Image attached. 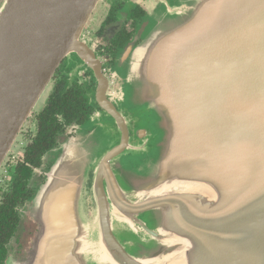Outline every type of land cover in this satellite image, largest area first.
Masks as SVG:
<instances>
[{
    "label": "water",
    "instance_id": "obj_1",
    "mask_svg": "<svg viewBox=\"0 0 264 264\" xmlns=\"http://www.w3.org/2000/svg\"><path fill=\"white\" fill-rule=\"evenodd\" d=\"M98 1L0 0V169L71 53L97 68L121 134L103 154L91 122L64 143L31 205L33 248L11 264H98L83 250L91 169L89 239L113 264H264V0H177L122 49L125 90L155 117L144 175L120 161L125 120L80 38Z\"/></svg>",
    "mask_w": 264,
    "mask_h": 264
},
{
    "label": "flooded vegetation",
    "instance_id": "obj_2",
    "mask_svg": "<svg viewBox=\"0 0 264 264\" xmlns=\"http://www.w3.org/2000/svg\"><path fill=\"white\" fill-rule=\"evenodd\" d=\"M176 1L99 0L80 37L96 65H100L106 83V99L125 120L130 148L125 149L120 158H125L126 166L136 173L146 174L152 168L149 153L138 147L144 143V131L155 120L153 112L130 98L125 90V74L118 59L123 48L137 45L145 38L153 26L148 24L151 14L156 11L154 15L160 16L167 5ZM49 83L50 90L32 110L2 163L0 264L29 257L38 233V224L30 214L31 205L64 143L76 137L90 122L97 128L95 148L101 154L111 142L119 141L121 135L118 125L97 101L101 83L95 66L71 53L62 60ZM17 143L19 146H15ZM92 185L93 169L88 183L90 192Z\"/></svg>",
    "mask_w": 264,
    "mask_h": 264
},
{
    "label": "rangeland",
    "instance_id": "obj_3",
    "mask_svg": "<svg viewBox=\"0 0 264 264\" xmlns=\"http://www.w3.org/2000/svg\"><path fill=\"white\" fill-rule=\"evenodd\" d=\"M156 13H158V12H156L155 11V13L154 14H156ZM151 17H153V16H150L149 17V22H151L153 19L151 18ZM124 74H125V72H124ZM50 88H51V83H49V85H48V87H47V89L45 90V92L43 93V96H46V94L48 93V91L50 90ZM43 96H41V97H43ZM44 98V97H43ZM40 101H41V98L37 101V103H36V105H35V107L40 103ZM34 107V108H35ZM33 108V109H34ZM155 117H154V114H153V120H155L154 119ZM108 119V118H107ZM29 124H30V128H32V122H29ZM89 124V123H88ZM153 124V123H152ZM27 127V126H26ZM94 127V126H93ZM27 130L29 129L28 127L26 128ZM96 131H97V128H96ZM20 141H22L21 139H20ZM23 142V141H22ZM116 141H114L113 143L111 142V146H112V144H114ZM19 144L20 143H17V145H15V146H19ZM105 147V146H104ZM16 150V149H15ZM95 152H100V150H97V149H95ZM146 152H148L149 153V155H150V157L152 158L153 156L151 155V153H150V151L149 150H147ZM123 154H125V153H123ZM7 158V157H6ZM120 161L123 163V165H124V167H127L126 166V164H127V161H125V158H120ZM128 168V167H127ZM1 169H2V166H1ZM1 169H0V174H1ZM152 169V168H151ZM151 169H149V171L151 170ZM92 170V169H91ZM91 170L89 171V175H88V177H87V181H86V183H85V186H84V193H83V198H82V213H83V216H84V218H85V220L87 219V220H89V221H91L92 220V218H93V221L90 223H87V225H88V228H89V230H90V232H94V218H95V216H93V214H94V204H95V202H94V199H93V195H92V192H90V190H89V186H88V183H89V180H90V172H91ZM131 170H133V169H131ZM133 171H135V170H133ZM148 171V172H149ZM136 172V171H135ZM147 172V173H148ZM146 173V174H147ZM139 175H144V173H138ZM92 260V259H91ZM92 261H94L95 263H96V261L95 260H92ZM108 264H110V263H108Z\"/></svg>",
    "mask_w": 264,
    "mask_h": 264
},
{
    "label": "bare ground",
    "instance_id": "obj_4",
    "mask_svg": "<svg viewBox=\"0 0 264 264\" xmlns=\"http://www.w3.org/2000/svg\"><path fill=\"white\" fill-rule=\"evenodd\" d=\"M87 232L85 233V238L83 241V250L87 254L90 255L92 260H95L96 263L103 264V263H110L113 264L112 260L109 258L107 253L105 252L104 248L94 241H90V237L94 232H90L88 225H87Z\"/></svg>",
    "mask_w": 264,
    "mask_h": 264
},
{
    "label": "trees",
    "instance_id": "obj_5",
    "mask_svg": "<svg viewBox=\"0 0 264 264\" xmlns=\"http://www.w3.org/2000/svg\"><path fill=\"white\" fill-rule=\"evenodd\" d=\"M44 127V126H43ZM39 136H41V135H39ZM34 145H36V144H34Z\"/></svg>",
    "mask_w": 264,
    "mask_h": 264
}]
</instances>
